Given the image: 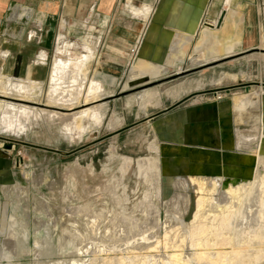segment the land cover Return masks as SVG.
I'll list each match as a JSON object with an SVG mask.
<instances>
[{
    "label": "rangeland",
    "instance_id": "374dc122",
    "mask_svg": "<svg viewBox=\"0 0 264 264\" xmlns=\"http://www.w3.org/2000/svg\"><path fill=\"white\" fill-rule=\"evenodd\" d=\"M186 6L188 5L185 4ZM180 8L179 4L177 11ZM141 19L145 21L144 18ZM65 22L62 34L66 41L80 46L72 49L73 51L87 54L82 48L83 39H89L100 50L104 35L99 31L108 25L106 19L95 16ZM228 35L239 41L232 34H222L220 39L224 42ZM262 37L264 25L258 27L257 34L252 35L248 41L254 48L246 50V53L238 55L241 50H236L234 56L231 54L232 56L217 60L193 63L191 54L196 47L200 49L201 46L199 36L193 51H188L189 57L182 63H177V70L170 67L173 62L169 56L162 62L148 61L140 58L137 49H133L124 75L112 81L97 74L94 71L96 66L91 64L88 79L102 82L106 93H114L102 103L109 105L102 124L87 131L76 141L63 130L55 129L52 133L37 126L26 131L20 129V132L18 127L1 123L0 264H174L173 249L179 244L174 237L178 235V230L184 231L188 236L179 244L182 259L189 264H209L207 261H197L194 257L197 250L205 251L206 240L210 235L208 232L207 235L191 238L189 229L196 213L194 205L188 207L186 204V207L185 203L181 204L180 208H184L185 215L176 218L173 213H166L172 212L173 208H165L155 197L160 209L159 223L162 226L167 223L168 226L159 229L158 226H151L153 219L148 211L146 196L153 191L152 178L145 170L141 171L139 161L158 158L161 166L175 172L174 167L179 168V162L177 159L173 162L169 160L176 147H159V141L166 137L171 140L179 138L182 112L176 116L177 121L166 123L162 120L185 106L193 105L192 107L202 109L198 112L204 117L201 126L204 125L208 131L213 127L215 130L222 126L216 110L220 107L223 120H227L229 125L227 129L233 133L230 139L232 152H218L216 155L215 151L210 155L201 151L216 148L212 144L216 140L213 131L212 141L208 139L205 145L198 148L192 145L189 148L200 151L198 155L192 154V158L206 160L205 157H208L213 161L212 166H217L215 159H223L224 166L219 170L220 175H195L188 171L187 176L250 179L256 160L253 158L249 165H244L240 159L245 155L241 156L238 147L246 144L253 151H258L259 146H264V60L248 63L243 58L252 54H264L261 51L264 49ZM139 45L140 43L137 44ZM56 48L55 45L49 53L51 68L47 80H38L31 72L15 78L0 71V76L16 81L30 76L48 91ZM155 62L164 66L154 74L143 77L149 82L156 81L155 85L117 95L120 90L130 89L129 77L133 72L149 71ZM156 88L162 94V104L142 108L140 105L144 94ZM2 96L4 95L0 93V121H3L6 109L1 100L11 102L1 98ZM132 98H137L140 105L130 106L129 100ZM110 118H114V126L110 125ZM153 133H159L160 140ZM151 146L157 149L152 150ZM125 160L131 161L126 169ZM247 166L250 170L245 171ZM177 173L181 175L182 170L178 169ZM167 190H164L165 198L170 196ZM219 195L217 191L213 197L218 199ZM224 203L228 204L226 201ZM74 207L88 210L84 215L69 214L68 210ZM249 211L251 209L245 208L243 213L248 216ZM117 214L120 217L115 220ZM95 215L101 216L97 222L93 218ZM231 221L232 218L229 222ZM230 226L234 228L233 223ZM260 226L262 225L258 223L251 224L249 228L256 233ZM146 228L149 230L141 238L140 234ZM167 240L171 242L169 247L165 245ZM237 241L241 249L246 251L244 255L259 253L264 257V242L259 244L254 237L249 240L238 238ZM143 242L157 244L159 249H134V253L141 255L130 256L131 250Z\"/></svg>",
    "mask_w": 264,
    "mask_h": 264
},
{
    "label": "bare ground",
    "instance_id": "6f19581e",
    "mask_svg": "<svg viewBox=\"0 0 264 264\" xmlns=\"http://www.w3.org/2000/svg\"><path fill=\"white\" fill-rule=\"evenodd\" d=\"M230 4L229 0L225 7L229 9ZM180 7V10L176 11L171 24L175 31V37L171 36L166 39L169 46L168 56L173 62V64H169L170 67H173V70H177L175 68L177 63H182L183 60L189 57L190 43L197 34L200 36L201 46L199 47L200 49L196 47L193 54H191L193 63L217 60L228 55L232 56L236 50H239L240 42L238 40L229 37V35L224 42L220 39L222 34H229L226 33L224 25L226 18L220 28L202 29L198 33L197 30L201 24V8L196 10L194 16H189L188 13H183V9H188L189 6L185 8V3L182 2ZM129 10L134 17H144L145 21L148 22L151 17L152 7L145 5L143 8L137 9L130 6ZM61 38L59 37L58 44L61 43ZM263 38L262 41L264 40ZM67 47L60 52L61 56L54 60L48 91H45L43 85L32 80L30 76L18 81L5 79L0 76V93L4 95L1 98L11 100V102L1 100V102H4L6 109L3 113V121H0V124H8L10 127L15 126L22 131H26L29 128L35 129L37 126L52 133L55 129H58V131L63 130L66 135H72L75 141L81 139L82 135L87 131L102 124L109 110V105L102 103L108 97H111L114 92L106 93L99 81L88 79L89 66L97 58L99 52L97 48L92 47L90 50L87 49L86 55L71 59L69 58L71 52ZM261 51H264V49L262 48ZM44 57L46 60L47 56ZM263 60L264 54L262 53L252 54L243 58V61L248 63ZM161 66L163 67L164 65L156 63L153 64L149 71L143 73L133 72L132 76L129 77V82L152 75L159 71ZM167 67L169 68V66ZM161 99L162 94L156 88L144 94L141 105L137 98H132L129 102L130 106L139 104L142 108H146L148 105L153 104L160 106L162 104ZM19 102L28 105H23ZM110 119V125L114 126V118ZM151 149L156 150L157 147L151 146ZM238 149L241 156L245 155L240 159L244 165H249L253 158L257 163L248 180L227 179L223 176H187L188 164L185 160L177 159L179 168L174 167L175 172H172L166 166H161L158 158L152 157L139 161L141 171L145 170L146 174L152 178L153 191L148 194V197L146 196L147 206H149L148 211H150L153 219L151 226H158V229L161 227L167 228L168 226L167 223L164 226L159 223L160 209L156 205L155 197L160 200L165 208L172 207L173 211L166 213H173L176 218L184 217L185 215L184 208H180L181 204H188V207L194 205L196 208L192 226L189 229L191 238L201 237L206 233L208 234V232L210 233L209 238L206 240L205 251L197 250L195 252L194 257L197 261H207L209 264H264V257L259 253L244 255L246 251L241 249L237 241L238 238L249 240L254 237L259 244L264 242V146L261 145L258 151H253L250 145L243 144ZM215 160L219 161V158ZM130 163L131 161L127 160L124 168H129ZM248 167L245 171L250 170ZM178 169L182 170L181 175L177 173ZM165 189L170 192L168 198L164 197ZM217 191H219L220 195L218 199H215L213 196ZM117 201H120V199H117ZM224 201L228 202V204H225ZM245 208L251 209L248 216L243 213ZM86 210L88 209L74 207L70 208L68 213H81L84 215ZM119 217L120 215L117 214L114 218L116 220ZM93 218L97 222L101 216L95 215ZM122 218L126 219L125 217ZM231 218L232 221L229 222ZM231 223H233L234 228L230 226ZM257 223L262 226L256 233L251 232L250 225ZM242 226H246V228L242 229ZM148 230L149 228L143 229V233L140 234L141 238L144 237V233ZM177 233L178 235L174 239H177L179 244L188 238L184 231L178 230ZM141 244L135 246L129 255L136 257L141 255V253H134V249L142 250L147 247L153 250L159 249L157 244L154 243L146 244V242H143ZM170 244V240L165 241L167 247ZM179 244L174 246L173 249L174 264H189L180 256L181 245L179 246ZM108 257H111V255Z\"/></svg>",
    "mask_w": 264,
    "mask_h": 264
},
{
    "label": "crops",
    "instance_id": "0c3cea01",
    "mask_svg": "<svg viewBox=\"0 0 264 264\" xmlns=\"http://www.w3.org/2000/svg\"><path fill=\"white\" fill-rule=\"evenodd\" d=\"M228 1L0 0V71L15 78L23 77L31 72L38 80H47L51 68L48 59L49 53L53 51L55 45L57 48L55 56L53 55L52 64L56 57L61 56L60 52L65 50L68 45L70 47L67 48L71 52L69 58L75 59L86 55L72 50L78 49L80 47L78 44H70L66 41L62 34L66 27L65 21L88 19L95 16L103 17L108 22V25L103 26L102 30L99 31L104 37L100 50L97 46V50L100 51L99 55L93 61L96 66L94 71L97 74L110 78L111 81L122 77L128 67L130 57L133 55V49H137L140 58L148 61H165L169 54L166 39L171 36L175 37V31L170 24L179 4L182 2L189 6L183 11L189 16H194L196 10L201 8V24L197 30L198 33L202 29L220 28L226 18L224 24L226 33L232 34L233 37L237 36L239 39L238 49L241 50L239 53L253 49L254 45L248 41L251 40L252 35L257 34L258 27L261 28L264 25V0H230L231 4L227 9L225 6ZM145 5L152 7L148 22L141 19L144 17H134L129 10L130 6L139 9ZM59 37H62L61 45L58 44ZM198 38L199 35L197 34L191 41L189 48L191 52ZM138 43H140L139 46H137ZM92 47L96 48L89 39H83L82 48L85 49L86 53L87 48L90 50ZM44 56H47L46 60ZM192 106H185L162 120L166 123L167 121L170 123L172 120L177 121L178 113L182 112L183 121L180 122L178 140H171L168 137L163 138V140L160 138V140L159 133L158 135L157 133L153 134L156 139L160 140L159 147L162 145L176 147L175 153L170 156L172 157L170 162H173L174 159L185 160L188 164V171L195 175L212 176L219 174V170L224 166L222 164L223 159L217 160V166H212L213 161L207 159L208 157H205L206 160H200L197 157L192 158V154L198 155L200 151H193L189 147L193 145L198 148L205 145L208 139L212 141L214 131L216 140L214 143L212 141V144H215L216 148L201 151L210 155L215 151H217L215 152L216 155L222 154V152H232L230 139L233 133L227 129L229 125L227 120H223L224 115H222L223 112L220 107H217L216 110H218L222 126L215 128V130H213L214 127L210 128L208 131L204 125L201 126L200 124L204 117L198 112L202 109L199 110V107Z\"/></svg>",
    "mask_w": 264,
    "mask_h": 264
},
{
    "label": "water",
    "instance_id": "95a60500",
    "mask_svg": "<svg viewBox=\"0 0 264 264\" xmlns=\"http://www.w3.org/2000/svg\"><path fill=\"white\" fill-rule=\"evenodd\" d=\"M217 25H219V24L217 23ZM246 52L247 51H243L241 53H238V55L244 54ZM155 84H156V81L149 82L148 79H146V78L135 80V81H130L128 83V86L130 87V89L127 91H121L120 90L117 95L119 96V95H124L127 93L137 92L138 90H142L148 86L151 87V85H155ZM245 90H247V88H245Z\"/></svg>",
    "mask_w": 264,
    "mask_h": 264
}]
</instances>
